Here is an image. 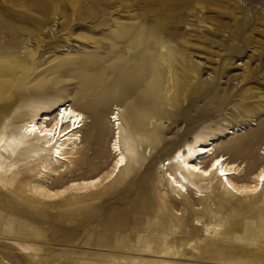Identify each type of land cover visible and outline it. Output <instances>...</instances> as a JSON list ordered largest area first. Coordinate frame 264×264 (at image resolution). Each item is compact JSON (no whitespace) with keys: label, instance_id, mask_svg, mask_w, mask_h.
<instances>
[{"label":"rangeland","instance_id":"obj_1","mask_svg":"<svg viewBox=\"0 0 264 264\" xmlns=\"http://www.w3.org/2000/svg\"><path fill=\"white\" fill-rule=\"evenodd\" d=\"M34 100L85 118L78 163L43 188L99 181L42 199L37 165L5 184L0 158V264H264V190L198 188L212 205L190 218L158 163L199 131L242 125L223 152L261 167L264 0H0V137L18 124L1 108ZM114 107L127 162L112 177Z\"/></svg>","mask_w":264,"mask_h":264},{"label":"bare ground","instance_id":"obj_2","mask_svg":"<svg viewBox=\"0 0 264 264\" xmlns=\"http://www.w3.org/2000/svg\"><path fill=\"white\" fill-rule=\"evenodd\" d=\"M1 113L11 116V120L18 123L16 126L11 124L12 121L5 123V133L8 134L0 137V158L6 164L8 175L5 184H8L11 178L18 179L21 171L19 167L29 163L38 166L35 174V180L38 182L34 184L32 192L42 199H54L73 190H85L99 181L96 178L72 182L61 189V192L56 193L54 190L43 188V178L52 179V184L56 183L68 169L70 173V169L78 163L77 154L81 153L85 118L70 104L34 100L13 105L9 109L1 108ZM107 120L112 132L108 149L114 157L113 177L126 165L127 157L120 146L121 122L116 107L111 109ZM245 130L247 128L242 125H235L224 130L216 129L218 134H214L213 131H199L189 142H184L172 157L158 162L159 168L162 164L161 168H164L166 174L168 172L169 178L165 184L172 194L170 203L173 206L183 204L187 216L194 218L200 217L198 215L212 205L201 200L205 195L203 196L198 188L205 191L211 188L209 193L220 197L262 194L264 148L261 149L263 155L254 152L252 156L255 161L262 164L254 173L245 171L243 163H235L231 160L233 155L223 152V149L228 151L229 148H233L232 139ZM256 135H264V126ZM245 141L239 144L240 151L245 147ZM248 145L247 143L246 147ZM187 185L193 186L194 189L190 190ZM174 194L181 195L182 199L176 198ZM209 200L212 201L211 198Z\"/></svg>","mask_w":264,"mask_h":264}]
</instances>
